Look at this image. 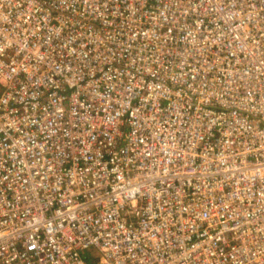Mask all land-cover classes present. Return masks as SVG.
<instances>
[{
    "label": "built area",
    "instance_id": "2783aa9c",
    "mask_svg": "<svg viewBox=\"0 0 264 264\" xmlns=\"http://www.w3.org/2000/svg\"><path fill=\"white\" fill-rule=\"evenodd\" d=\"M87 258L264 264V0H0V264Z\"/></svg>",
    "mask_w": 264,
    "mask_h": 264
},
{
    "label": "trees",
    "instance_id": "16d2710c",
    "mask_svg": "<svg viewBox=\"0 0 264 264\" xmlns=\"http://www.w3.org/2000/svg\"><path fill=\"white\" fill-rule=\"evenodd\" d=\"M87 261H88L89 264H94V261L91 260L90 258H87Z\"/></svg>",
    "mask_w": 264,
    "mask_h": 264
},
{
    "label": "bare ground",
    "instance_id": "6f19581e",
    "mask_svg": "<svg viewBox=\"0 0 264 264\" xmlns=\"http://www.w3.org/2000/svg\"><path fill=\"white\" fill-rule=\"evenodd\" d=\"M254 68H256L255 65H251V66H250V70H252V69H254Z\"/></svg>",
    "mask_w": 264,
    "mask_h": 264
},
{
    "label": "rangeland",
    "instance_id": "374dc122",
    "mask_svg": "<svg viewBox=\"0 0 264 264\" xmlns=\"http://www.w3.org/2000/svg\"><path fill=\"white\" fill-rule=\"evenodd\" d=\"M95 264V263H94Z\"/></svg>",
    "mask_w": 264,
    "mask_h": 264
}]
</instances>
